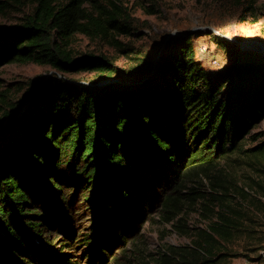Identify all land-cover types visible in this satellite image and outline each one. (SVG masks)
I'll return each mask as SVG.
<instances>
[{
    "label": "trees",
    "instance_id": "trees-1",
    "mask_svg": "<svg viewBox=\"0 0 264 264\" xmlns=\"http://www.w3.org/2000/svg\"><path fill=\"white\" fill-rule=\"evenodd\" d=\"M34 1L22 22L0 25V67L35 62L109 81L54 76L20 103L0 91V264L108 263L144 221L148 199H159L169 220L183 212L191 178L208 182L213 221L158 264L217 262V247L241 229L242 203L264 196L263 182L241 184L218 168L233 157L264 165V133L246 144L264 119V57L220 41L231 63L212 75L186 36L169 40L140 81L117 80L113 63L76 56L72 42L84 34L131 55L120 38L136 33L125 0Z\"/></svg>",
    "mask_w": 264,
    "mask_h": 264
},
{
    "label": "rangeland",
    "instance_id": "rangeland-1",
    "mask_svg": "<svg viewBox=\"0 0 264 264\" xmlns=\"http://www.w3.org/2000/svg\"><path fill=\"white\" fill-rule=\"evenodd\" d=\"M125 3L134 18L136 33L120 38L127 46L134 47L131 55L105 40L84 34L75 35L72 42L76 56L93 54L113 63L117 69L114 79L140 81L146 74V67L152 73V64L161 58L169 40L179 43L178 40L186 36L194 42L196 59L212 75L223 72L231 63L230 54L222 46L227 41L240 51H251L258 55L257 58L264 57V0H125ZM34 7V0H0V25L22 22ZM139 54L142 57L137 63L135 55ZM54 76L92 87H102L109 81L95 70L64 73L50 65L10 62L0 67V91H6L8 97L18 103L25 102L34 84ZM259 133H264V119L247 136V146L252 144L253 135ZM218 168L225 169L228 176L241 184L254 178L264 183V173L259 170L264 165L260 163L250 166L233 157L222 160ZM203 182L205 185L194 178L187 182L184 194L189 198L184 199L183 212L173 220L165 216L159 199H148L145 219L139 222L128 244L118 245L111 260L99 264H158L161 253L169 246L191 245L193 240L200 239V231L207 230L213 221L210 211L205 209L210 189L208 182ZM192 188L199 192L190 194ZM252 194L256 199L242 203L240 231L217 247L213 257L217 262L213 264H261L264 196L257 192ZM80 221L86 225L92 223L91 219L77 222Z\"/></svg>",
    "mask_w": 264,
    "mask_h": 264
},
{
    "label": "built area",
    "instance_id": "built-area-1",
    "mask_svg": "<svg viewBox=\"0 0 264 264\" xmlns=\"http://www.w3.org/2000/svg\"><path fill=\"white\" fill-rule=\"evenodd\" d=\"M259 252H260L261 264H264V236H263L262 246H261Z\"/></svg>",
    "mask_w": 264,
    "mask_h": 264
},
{
    "label": "water",
    "instance_id": "water-1",
    "mask_svg": "<svg viewBox=\"0 0 264 264\" xmlns=\"http://www.w3.org/2000/svg\"><path fill=\"white\" fill-rule=\"evenodd\" d=\"M28 104H27V102L25 103V105H24V107H23V109L21 110V111H23L25 108H26V106H27ZM21 113V112H20ZM7 120V119H6ZM6 120H5V123H6Z\"/></svg>",
    "mask_w": 264,
    "mask_h": 264
}]
</instances>
